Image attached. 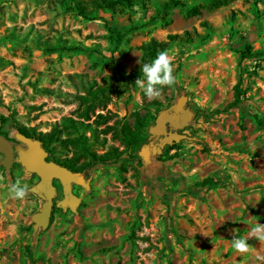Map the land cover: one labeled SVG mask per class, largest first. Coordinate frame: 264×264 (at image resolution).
Masks as SVG:
<instances>
[{"label": "rangeland", "instance_id": "1", "mask_svg": "<svg viewBox=\"0 0 264 264\" xmlns=\"http://www.w3.org/2000/svg\"><path fill=\"white\" fill-rule=\"evenodd\" d=\"M166 1L133 0L89 19L69 9L68 0H0V135L26 148L16 128L31 139L58 129L52 156L67 158L74 148L63 124L71 118L90 123L96 139L89 138V147L96 152L123 151L76 173L78 205L74 211L55 206L45 227L32 218L43 202L31 189L38 177L24 172L16 152L8 165L0 152V264H264V239L251 233L264 224V128L253 118L264 116V0L214 8L203 7L208 0H181L165 11ZM197 5L198 15H184ZM106 24L133 26L113 53L126 72L139 63L141 44L165 40L175 83L149 98L136 83L142 67L123 82L108 59L113 44ZM184 30L188 35L167 37ZM243 37L261 53L239 64L234 46ZM239 73L242 106L194 117L197 108L210 112L229 100ZM96 86L108 87L109 98L84 119L80 96ZM181 96L192 112L180 130L188 137L167 153L166 145L153 152L148 136L138 157L128 159L113 128L103 130L118 122L131 127L134 112L156 114ZM83 124L73 134L89 135ZM206 176L225 185L194 186ZM17 179L28 185L23 200L8 193ZM233 236L247 238L249 251L235 250Z\"/></svg>", "mask_w": 264, "mask_h": 264}, {"label": "trees", "instance_id": "2", "mask_svg": "<svg viewBox=\"0 0 264 264\" xmlns=\"http://www.w3.org/2000/svg\"><path fill=\"white\" fill-rule=\"evenodd\" d=\"M228 1L229 0H208L203 7L214 8L226 4ZM132 4L133 0H68L67 7L85 18L93 19L97 18V11L99 9L110 11L114 9V6L116 5L129 7ZM177 5H181V0H167L163 4V9L166 11L170 7ZM200 7L202 6H190L183 13L185 16L198 15L200 13ZM106 27L108 30V37L113 44L112 48L110 49L111 53L108 56V59L112 67L117 72L119 78L125 83L129 82V80L132 78H137L139 76V71L142 65L155 59L160 52L164 51L167 45V42L165 40L150 38L148 41L140 45L141 55L139 63L134 69L126 72L119 61L113 56V53L117 50L118 45L124 39L126 34L133 30V26L119 28L106 24ZM184 35H188V30H184L182 33H170L167 35V37L169 39H176L183 37ZM49 49L54 50L55 48L52 47ZM69 49L74 51L89 52V49L83 45H72ZM234 49L238 53L239 64L247 57L261 53L258 50H253L252 39L248 37L241 38V40L234 46ZM109 92L110 91L108 87L96 86L95 88H90V90L86 94L80 96L81 103H85V108L82 110V112H80L84 119H88L89 112L93 111L95 105H102L104 101L109 98ZM243 92L244 90L242 88V77L239 73L237 81L232 86V93L229 100H227L221 107H216L210 112H205L203 109L197 108L195 110L194 117L197 118L200 115L209 117L210 115L216 113L226 112L230 107L242 106L244 104V98L242 96ZM159 110L160 109L158 107L155 109L156 114ZM156 114L151 113L149 110L143 114L134 112L135 120L131 127L126 123L118 122L114 126L106 125L103 130L106 131V129L108 128H113L116 136L125 145L124 152L126 153V157L128 159H135L138 157V152L141 148V145L149 136L148 127L154 122ZM96 117L102 118V120L105 119V115L101 113H97ZM253 118L257 126L263 129L264 116H258V114L253 113ZM4 120L5 118L1 116L0 124H3ZM66 120L67 122L63 124V126L65 127L64 132L66 134L64 140L74 148V154L70 157L62 159H57L52 156L54 152L52 142L58 136V129H53L49 133L37 136V138L41 141V145L48 152L47 158L66 166L75 173H82L98 163L107 164L113 162L114 159H117L123 153V151H119L116 147H113L111 150L104 151L102 153L96 152L89 147V138L94 137L96 139V133L90 126V123L82 122V120L74 121L71 118H66ZM80 123H84L83 125L91 130L89 135H86L84 133H79L77 135L73 134V130L79 129ZM16 131L18 134H22L28 137L35 136L31 132L26 131L22 128H16ZM177 145V142L167 144L165 147V152L167 153L170 148ZM120 168L124 169V165L121 164ZM224 185L225 183L223 181L216 179L213 176H206L201 180L194 182V186L198 188H216ZM170 226L172 231H175L172 228L171 224Z\"/></svg>", "mask_w": 264, "mask_h": 264}, {"label": "water", "instance_id": "3", "mask_svg": "<svg viewBox=\"0 0 264 264\" xmlns=\"http://www.w3.org/2000/svg\"><path fill=\"white\" fill-rule=\"evenodd\" d=\"M184 104L185 96H181L176 102L157 112L154 122L148 127L149 136L158 137V141L151 144L153 152H160L165 145L179 142L188 137L187 134L179 131L188 125L192 117V112L185 108ZM17 136L26 144V148L21 145L13 147L7 139L0 135L2 161L8 165L14 152H16V160L21 164L24 172L38 176L37 182L31 189L43 199V202L39 211L32 218L35 223L45 227L49 222L54 198L57 195L54 180L59 181L64 195L56 201L57 206L61 208L69 207L74 211L80 197L72 192L71 185L78 178V175L54 160L46 159L47 151L41 145L39 139H31L22 134ZM143 150H145L144 147L141 151Z\"/></svg>", "mask_w": 264, "mask_h": 264}, {"label": "clouds", "instance_id": "4", "mask_svg": "<svg viewBox=\"0 0 264 264\" xmlns=\"http://www.w3.org/2000/svg\"><path fill=\"white\" fill-rule=\"evenodd\" d=\"M142 75L136 80L138 86L144 94L149 97H159L161 87L164 85H173L175 76L173 75V65L167 52H160L155 59L146 62L141 68ZM28 192V185L23 184L19 179L13 182L8 193L10 197L23 200ZM252 235L258 239H264V224H260L251 229ZM233 248L241 253L249 251L247 238L233 236Z\"/></svg>", "mask_w": 264, "mask_h": 264}, {"label": "flooded vegetation", "instance_id": "5", "mask_svg": "<svg viewBox=\"0 0 264 264\" xmlns=\"http://www.w3.org/2000/svg\"><path fill=\"white\" fill-rule=\"evenodd\" d=\"M167 128H169V127H167ZM180 131V130H179ZM153 139H154V143H156L157 141H158V137H152ZM14 145L16 144L15 142H12ZM15 147V146H14ZM17 156V155H16ZM47 156H48V152H47ZM46 159H49V158H47L46 157ZM49 160H52V159H49ZM58 163V162H57ZM64 166V165H63ZM66 167V166H65ZM69 169V168H68ZM37 176V175H36ZM38 177V176H37ZM57 183L59 184V186H57ZM54 184H55V186H56V188H57V197H55L54 198V203H53V206H52V210H51V215H50V217L52 216V213H53V208L55 207V206H57V204H56V201L59 199V198H62L64 195H63V193H62V188H61V184L59 183V181L58 180H54ZM71 187H72V185H71ZM72 192H73V188H72ZM74 193V192H73ZM60 194V196H58ZM75 194V193H74ZM77 195V194H76ZM78 196V195H77ZM59 207V206H58ZM61 208V207H60Z\"/></svg>", "mask_w": 264, "mask_h": 264}]
</instances>
